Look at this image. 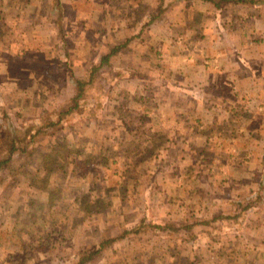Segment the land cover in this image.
<instances>
[{
    "label": "crops",
    "instance_id": "1",
    "mask_svg": "<svg viewBox=\"0 0 264 264\" xmlns=\"http://www.w3.org/2000/svg\"><path fill=\"white\" fill-rule=\"evenodd\" d=\"M104 1L0 0V132L56 33L72 29L66 11L82 18L91 7L100 17ZM250 1L180 0L162 20L151 16L144 41L127 34L114 45L132 40L107 66L114 87L107 102L98 99L97 120H79L84 176H114L121 186L95 184L112 197L140 194L135 200L162 215L151 224L192 227L179 234L190 264H264V0ZM40 191L52 193L50 185L19 189L20 203L0 211V264H23L24 255L41 264L47 255ZM81 209L82 230L107 231L86 200Z\"/></svg>",
    "mask_w": 264,
    "mask_h": 264
},
{
    "label": "rangeland",
    "instance_id": "2",
    "mask_svg": "<svg viewBox=\"0 0 264 264\" xmlns=\"http://www.w3.org/2000/svg\"><path fill=\"white\" fill-rule=\"evenodd\" d=\"M158 4L159 0H105L103 5L106 11L100 17L98 13L90 16L91 7L85 9L89 13L82 18L74 13L69 17V11H66L63 24L69 19L72 29H62L56 33L48 53L41 59L43 63L38 65L37 72L34 71L37 80L28 79L27 95L16 100L11 106L13 108H8L5 121L2 120L0 157L8 156L15 139L17 151L10 164L0 173V211L10 207L11 203L14 206L20 203L17 200L20 195L15 193L19 189L27 190L32 186L47 189L50 185L52 191L50 195L44 191L36 194L40 237L48 238L47 241H40L41 252H47L41 264H64L65 260L73 264L79 255L95 250L103 240L118 238L124 231L137 228L143 218L153 222L151 217L160 219L162 216L135 200L140 194H125L121 189L112 197L104 187L97 189L95 184L108 186L112 183L115 186L111 189L116 188V184L121 186L114 176L101 181L100 177L94 175L84 176L87 172L80 163V157L87 154V149L85 145L81 146L83 137L80 134L85 128L80 130L83 125L79 120L45 131L47 135L34 143L29 142V137L26 138L27 134L34 133L37 128L56 118L58 112L70 104L74 95L70 74L83 78L99 58L116 43L124 41L127 34L135 36V42L146 39L149 34L147 21L151 16H156ZM160 20L153 26L158 25ZM81 25L82 28L79 27ZM101 28H110L116 36H107ZM125 29L131 30L123 33ZM101 74L90 90L91 104H96L101 96L107 102L114 87L111 69L106 66ZM96 92L101 96H96ZM71 134H74L73 137ZM72 138L75 145L71 143ZM92 187L95 188L92 190ZM129 195L131 198L128 199ZM85 200L96 210V214L105 218L107 231L97 234V228L90 227L87 232L82 230L81 208ZM88 213L89 219L95 215L91 209ZM149 224L141 233L120 239L88 264H190L191 255H182L186 250L181 248L183 244L179 240L184 242V238L179 237L180 232L160 233L154 230L153 224ZM171 224L182 226L176 222ZM62 237L64 240H60ZM191 241H186L189 248ZM30 261L31 258L26 255L22 257L23 264Z\"/></svg>",
    "mask_w": 264,
    "mask_h": 264
},
{
    "label": "trees",
    "instance_id": "3",
    "mask_svg": "<svg viewBox=\"0 0 264 264\" xmlns=\"http://www.w3.org/2000/svg\"><path fill=\"white\" fill-rule=\"evenodd\" d=\"M177 1L180 0H159L158 8H157V15L155 18L152 19L154 21L155 19H160L162 16L165 15L167 10ZM205 2H209L212 4H215L217 7H220L222 4L225 3H240L241 0H203ZM249 3L254 4L255 1L251 0ZM132 40H127L124 43L118 44L116 46H113L109 52L104 54L98 61V63L94 64L89 71L86 73V75L83 78H77L74 74H70V79L73 84V90L74 95L73 98L70 101V104L66 107H64L62 110L58 112L56 115V118L50 120L43 126L37 128L36 131L32 134H27L26 138L29 137V142L34 143L38 138H43L47 135L45 131H52L55 130L61 126L66 125L67 123L74 122L73 120H81L82 122L86 123V121H96V109L97 106L101 104L100 101H98L96 104H91L89 100V95H91L92 91H90L93 86L96 83L97 78H99L102 74V69L106 66L112 67V59L114 56L119 54L121 51H123L125 48L128 47V45L131 43ZM94 95V94H92ZM95 96V95H94ZM96 96H101L100 93L96 92ZM95 96V97H96ZM16 139L13 140V143L11 144L9 154L5 158L0 157V173L7 167L10 162L12 161L13 154L17 151L16 148ZM23 153V150H22ZM248 209V208H247ZM175 224L167 223L166 225L161 224H153L152 227L155 231L160 233H172L176 232L179 233L181 230H185L187 233H191L190 226H177ZM150 226V224L147 222V219L143 218L140 222V226L137 228L126 230L124 231L120 237L118 238H108L103 240L99 246L89 252L81 254L77 257V260H74L73 264H88L92 262L95 258H97L99 255L103 253L106 249L111 247L114 243L119 241L120 239H124L129 234H139L141 233L144 228ZM72 258L70 259V261ZM68 261V260H67ZM69 263V262H68ZM65 260L64 264H68Z\"/></svg>",
    "mask_w": 264,
    "mask_h": 264
}]
</instances>
